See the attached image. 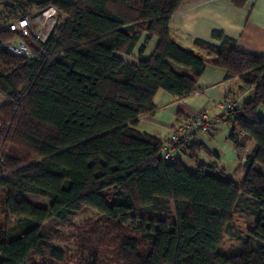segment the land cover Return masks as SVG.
Returning <instances> with one entry per match:
<instances>
[{
    "label": "trees",
    "instance_id": "16d2710c",
    "mask_svg": "<svg viewBox=\"0 0 264 264\" xmlns=\"http://www.w3.org/2000/svg\"><path fill=\"white\" fill-rule=\"evenodd\" d=\"M182 1L46 0L63 18L45 51L31 47L37 58L29 62L3 45L17 38L7 24L32 14L21 3L3 7L0 264H264V252L250 247L252 239L264 244V57L238 51L225 36H217L218 47L194 42L214 55L209 62L180 48L168 22ZM144 34V44L157 39L153 53L126 62ZM208 66L252 91L227 116L235 150L242 137L253 142L239 184L208 171L194 131L189 145L176 146L194 165L190 172L180 161L164 162L163 142L135 129L154 111L158 91L186 98ZM26 195L50 205L34 206ZM84 210L98 218L78 231L73 257L40 235L47 220L67 224ZM132 211L170 221L136 226Z\"/></svg>",
    "mask_w": 264,
    "mask_h": 264
},
{
    "label": "crops",
    "instance_id": "0c3cea01",
    "mask_svg": "<svg viewBox=\"0 0 264 264\" xmlns=\"http://www.w3.org/2000/svg\"><path fill=\"white\" fill-rule=\"evenodd\" d=\"M238 1L240 5L237 6L233 0H183L168 22L171 40L207 62L214 55L196 47L194 42L218 47L220 42L217 36L233 39L240 52L264 57V0ZM145 37V34L141 36L130 56L123 57L126 62L135 63L150 57L157 39L152 38L144 44ZM143 45V51L139 52ZM170 65L176 73L193 75L190 69ZM251 96L252 91L245 88L238 78L225 79L222 70L208 66L199 76L196 89L190 96L177 99L164 91H158L153 100L154 111L139 117L135 129L166 142L172 131L186 126L192 118L204 112L210 122L208 131H203L201 127L194 130L195 140L206 150L199 154V159L209 172L222 174L239 184L244 177L241 164L249 156L253 142L242 137L243 149L235 150L229 141V123L223 118L217 104L229 98H237L242 102ZM259 111L261 108L258 115ZM174 154L178 155L182 163L187 159L178 150Z\"/></svg>",
    "mask_w": 264,
    "mask_h": 264
},
{
    "label": "built area",
    "instance_id": "2783aa9c",
    "mask_svg": "<svg viewBox=\"0 0 264 264\" xmlns=\"http://www.w3.org/2000/svg\"><path fill=\"white\" fill-rule=\"evenodd\" d=\"M57 12L53 7H48L41 10L37 14L30 16H23L10 21L7 24L8 30L14 32L17 40H11L3 45V49L11 55L20 57L24 61L29 62L35 60L36 53L32 51L36 43L41 45L39 52L46 50L45 43L57 26ZM20 38L28 39L25 43ZM239 106L237 98H229L222 100L217 104V107L222 111L223 118L228 122L227 116L230 112ZM210 122L204 112L199 113L196 117L192 118L186 126L179 127L177 130L172 131L168 140L163 142L161 149V156L164 162H175L178 160V155L174 154L176 146L180 143L184 145L190 144L189 134L201 127L203 131H208ZM3 127L0 125V165L2 164V143L4 134H2Z\"/></svg>",
    "mask_w": 264,
    "mask_h": 264
},
{
    "label": "rangeland",
    "instance_id": "374dc122",
    "mask_svg": "<svg viewBox=\"0 0 264 264\" xmlns=\"http://www.w3.org/2000/svg\"><path fill=\"white\" fill-rule=\"evenodd\" d=\"M6 4L14 5L16 3H21L23 5H27L26 7V14H37L41 10H44L47 6L46 0H0V26L2 24V16H3V7L6 6ZM30 3V6L28 4ZM22 14L19 13L18 16H21ZM63 16L59 19L57 18V21H61ZM59 19V20H58ZM13 40H17L13 39ZM6 102L5 97L0 94V104ZM259 117L264 121V108H261V111H259ZM184 166L186 169L190 172H193L195 170L194 165L188 160L185 159L183 161ZM114 194V191L105 192V195L107 197V202L112 201V196ZM25 199L31 203L34 206L41 207V208H48L50 205V201L39 197L35 195H26ZM131 215L136 218L135 225L139 226L141 222H144L145 224H148L147 221H157L159 219L164 221H170V219L163 217L161 215L151 214V213H140L137 211H132ZM98 218V215H96L91 210H84L80 213L75 214L70 223L67 224H60L54 219L47 220L40 228V235L50 240V243L55 246H59L62 248L67 256L73 257L76 252L77 248V241L76 236L81 231L80 229L84 228L86 225L90 223H94ZM99 224H102V221H98ZM131 224V223H128ZM98 226V224H97ZM95 226V227H97ZM79 231V232H78ZM250 247L253 249L262 250L264 252V244L261 243L257 239H252L250 242ZM37 262V260H36Z\"/></svg>",
    "mask_w": 264,
    "mask_h": 264
}]
</instances>
